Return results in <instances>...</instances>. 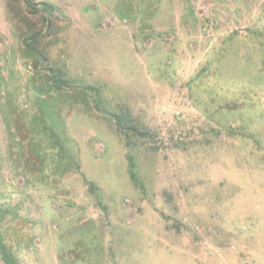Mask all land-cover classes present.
<instances>
[{"label":"rangeland","instance_id":"374dc122","mask_svg":"<svg viewBox=\"0 0 264 264\" xmlns=\"http://www.w3.org/2000/svg\"><path fill=\"white\" fill-rule=\"evenodd\" d=\"M0 264H264V0H0Z\"/></svg>","mask_w":264,"mask_h":264}]
</instances>
